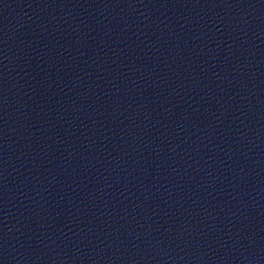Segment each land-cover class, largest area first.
<instances>
[{"label": "water", "instance_id": "obj_1", "mask_svg": "<svg viewBox=\"0 0 264 264\" xmlns=\"http://www.w3.org/2000/svg\"><path fill=\"white\" fill-rule=\"evenodd\" d=\"M0 264H264V6L0 19Z\"/></svg>", "mask_w": 264, "mask_h": 264}]
</instances>
